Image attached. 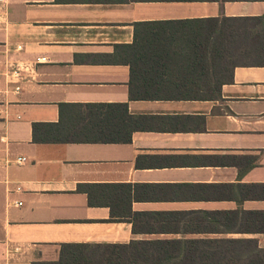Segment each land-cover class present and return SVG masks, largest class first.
<instances>
[{
    "label": "crops",
    "instance_id": "0c3cea01",
    "mask_svg": "<svg viewBox=\"0 0 264 264\" xmlns=\"http://www.w3.org/2000/svg\"><path fill=\"white\" fill-rule=\"evenodd\" d=\"M261 16L0 0V264H264V66L221 36Z\"/></svg>",
    "mask_w": 264,
    "mask_h": 264
},
{
    "label": "trees",
    "instance_id": "16d2710c",
    "mask_svg": "<svg viewBox=\"0 0 264 264\" xmlns=\"http://www.w3.org/2000/svg\"><path fill=\"white\" fill-rule=\"evenodd\" d=\"M224 29L228 31L224 32ZM221 36L222 39H231L236 40V42H246L249 46L248 53H253L252 63L258 66H264V16L261 17H247V18H237V19H223V24H221ZM223 57V56H221ZM209 83V86L212 87V82ZM220 85L227 83V81L219 82ZM215 88H217L218 82H215ZM175 97V96H171ZM179 98V96H177ZM175 97V99L177 98ZM184 99H216V97H201V96H181ZM151 98V97H150ZM174 99V98H173ZM102 108L104 105H87L86 108ZM124 112V110H123ZM126 113V111H125ZM101 114V113H100ZM57 125H45L42 123H34L32 125V135L34 142H44V138L39 134V130L42 127H51ZM70 140L65 137L64 141ZM109 264V263H108Z\"/></svg>",
    "mask_w": 264,
    "mask_h": 264
},
{
    "label": "built area",
    "instance_id": "2783aa9c",
    "mask_svg": "<svg viewBox=\"0 0 264 264\" xmlns=\"http://www.w3.org/2000/svg\"><path fill=\"white\" fill-rule=\"evenodd\" d=\"M21 71H22L21 69H15L14 70V73L16 74V76L19 77ZM25 162H26V159L25 158H18L15 163H17V164H24ZM18 205H20V204H18Z\"/></svg>",
    "mask_w": 264,
    "mask_h": 264
}]
</instances>
